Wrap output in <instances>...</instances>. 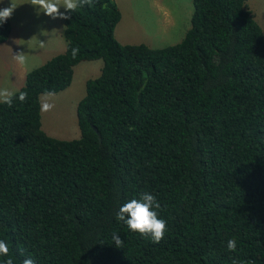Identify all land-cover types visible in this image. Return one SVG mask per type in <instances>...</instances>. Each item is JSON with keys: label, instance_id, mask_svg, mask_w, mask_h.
<instances>
[{"label": "trees", "instance_id": "trees-1", "mask_svg": "<svg viewBox=\"0 0 264 264\" xmlns=\"http://www.w3.org/2000/svg\"><path fill=\"white\" fill-rule=\"evenodd\" d=\"M246 1L192 0L182 40L159 48L117 41L114 0L65 13L64 51L26 73L25 102L0 104V264H264V33ZM97 59L79 137L47 135L40 95ZM142 193L161 204L159 243L115 219Z\"/></svg>", "mask_w": 264, "mask_h": 264}, {"label": "rangeland", "instance_id": "rangeland-1", "mask_svg": "<svg viewBox=\"0 0 264 264\" xmlns=\"http://www.w3.org/2000/svg\"><path fill=\"white\" fill-rule=\"evenodd\" d=\"M114 1L121 13L114 35L121 44L164 47L181 41L190 27L192 0ZM11 2L17 6L8 19L11 24L9 38L0 46V88L17 91L24 82L21 81L23 72L62 53L65 41L59 32L63 19H53L43 13L37 15L30 0H0L1 9L9 7ZM246 3L264 33V0H247ZM60 11L64 12V8ZM19 52L26 56L23 65L13 59ZM102 64V60L97 59L74 66L70 85L55 93V107L48 113L40 112L41 128L47 135L63 140L79 137L76 106L85 95V81L98 76Z\"/></svg>", "mask_w": 264, "mask_h": 264}, {"label": "clouds", "instance_id": "clouds-1", "mask_svg": "<svg viewBox=\"0 0 264 264\" xmlns=\"http://www.w3.org/2000/svg\"><path fill=\"white\" fill-rule=\"evenodd\" d=\"M30 4L36 9L37 15L43 13L53 19H69L70 17L65 13H74L81 7L87 5L91 6L93 0H30ZM16 4L11 2L7 8L0 9V25L6 23L11 17L16 8ZM63 7L65 12H61ZM79 49H72V57L75 59L78 55ZM13 59L23 65L26 62L25 53L19 52L13 55ZM55 93L52 91L44 92L40 97V112L48 113L55 107L53 98ZM28 93L24 91H14L7 87L0 88V104H6L12 107L14 99L23 103L27 100ZM161 204L156 197L149 193H142L139 199H131L126 202L115 214V219L123 222L132 233H138L141 237L150 239L153 243H159L167 230L166 221L159 218V210ZM112 239L117 248H122L123 240L117 233H113ZM229 252L237 250V241L229 239L226 244ZM9 255L8 244L4 240H0V258H6ZM4 264H13L11 258L5 259ZM23 264H34L31 258L25 259ZM235 264V261L233 262Z\"/></svg>", "mask_w": 264, "mask_h": 264}, {"label": "crops", "instance_id": "crops-1", "mask_svg": "<svg viewBox=\"0 0 264 264\" xmlns=\"http://www.w3.org/2000/svg\"><path fill=\"white\" fill-rule=\"evenodd\" d=\"M59 32L61 33V34H60V33H59V34L63 36V25L60 27ZM57 37H59V36H57ZM63 38H64V37H63ZM64 41H65V40H64ZM65 44H66V43H65ZM62 46H63V44H62ZM64 47H65V45H64ZM28 71H30V69H29V70H25V72H23V74H22V76H21V78H22L21 81H25V76H26V73H27ZM23 84H24V82H23Z\"/></svg>", "mask_w": 264, "mask_h": 264}]
</instances>
